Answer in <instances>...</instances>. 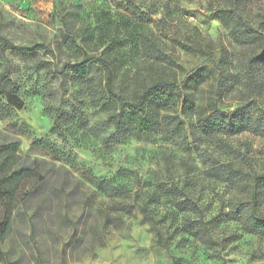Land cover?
Here are the masks:
<instances>
[{
  "label": "rangeland",
  "instance_id": "374dc122",
  "mask_svg": "<svg viewBox=\"0 0 264 264\" xmlns=\"http://www.w3.org/2000/svg\"><path fill=\"white\" fill-rule=\"evenodd\" d=\"M226 3L0 0V34L54 52L8 50L0 58V73L9 70L23 104L19 109L0 97V140L19 138L18 154L35 159L39 175L46 174L39 186L37 173L21 179L6 234L0 207V264H264V235L246 232L229 216V201L246 193L209 173L227 162L264 173V135L201 126L216 108L250 103L264 112V64L253 65L255 49L220 22L217 9ZM243 11L259 25L264 0H245ZM196 31L214 42L209 54L181 46ZM152 34L172 57L165 67L183 93L178 114L184 130L116 141L108 111L92 105L81 82H69L64 92L53 69L80 62L87 51L110 59L116 84L126 86L146 66L142 39ZM67 35L76 46L64 43ZM39 61L51 62L52 70ZM91 64L90 75L99 78L100 66ZM247 65L254 67L255 86L246 80ZM92 176L109 188L99 189ZM121 202L134 209H122ZM258 210L264 213V198Z\"/></svg>",
  "mask_w": 264,
  "mask_h": 264
},
{
  "label": "trees",
  "instance_id": "16d2710c",
  "mask_svg": "<svg viewBox=\"0 0 264 264\" xmlns=\"http://www.w3.org/2000/svg\"><path fill=\"white\" fill-rule=\"evenodd\" d=\"M244 4L245 0H227L225 5L217 9L219 20L230 30L237 42L255 49L256 53L251 58L253 65L264 64V14L261 15L259 25H255L244 13ZM64 43L68 47L77 45L76 40L69 35L64 38ZM161 45L154 34L143 37L142 49L148 62L145 67L134 73L131 82L126 86L116 84L117 71L110 59L93 56L87 51L82 52L80 62L67 61L60 67L55 66L53 70L59 75L64 92L67 91L69 82H81L85 85L92 105L108 111L107 117L113 124V137L116 141L149 138L160 132L165 137H173L180 135L184 130V123L178 114L183 93L178 81L170 76L165 67L172 65L173 60ZM181 46L202 54H209L215 49L214 42L197 31L194 37H184ZM8 50L24 54L37 50L54 53L53 49L44 43L19 45L0 34V58H7ZM93 59L102 72L99 78L90 75ZM37 64L38 67H48V70H52L51 62L39 61ZM8 73V69L0 73V97L21 109L23 104L18 88L13 86ZM246 80L251 86H255L256 74L253 66L247 65ZM201 126L206 131L226 134H238L247 130L264 135V112H255L250 103L241 104L232 110L216 108L201 118ZM19 146V138L10 142L0 140V177L4 179L0 187V207L5 209L4 234L13 224L14 207L11 206V200L21 179L26 180L37 173L39 180L35 186H39L46 178V174L39 175L37 168L33 166L35 159L18 154ZM209 173L224 182L238 186L246 193L229 201V216L240 223L246 232L264 235V213L258 210L259 203L264 198V173H246L234 162L216 165ZM89 179L101 190L109 188L103 179L95 176ZM62 187L63 184L60 185V188ZM120 204L122 209H134L133 205L128 203ZM141 211L155 227L154 217L144 206H141ZM35 216L36 214L31 216L33 225H36Z\"/></svg>",
  "mask_w": 264,
  "mask_h": 264
}]
</instances>
